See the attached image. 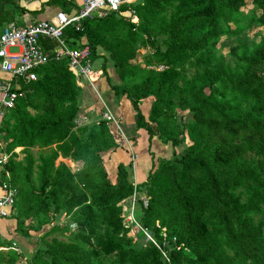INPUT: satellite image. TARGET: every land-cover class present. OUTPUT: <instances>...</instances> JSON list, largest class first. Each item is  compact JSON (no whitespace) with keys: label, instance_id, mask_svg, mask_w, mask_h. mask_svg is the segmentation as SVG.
Listing matches in <instances>:
<instances>
[{"label":"trees","instance_id":"trees-1","mask_svg":"<svg viewBox=\"0 0 264 264\" xmlns=\"http://www.w3.org/2000/svg\"><path fill=\"white\" fill-rule=\"evenodd\" d=\"M19 1L0 0V27L13 21L15 10L25 12ZM56 1L71 12L66 0L48 3ZM251 4L254 15L242 18L248 0H137L124 9L134 10L138 24L111 12L65 30L71 47L85 38L93 62L100 55L112 60L120 82L105 65L103 74L118 97L130 100L136 130L148 132L152 167L135 184L121 163L116 182L110 181L101 152L117 143L108 120L90 128L86 139L78 136L76 76L68 59L52 52L36 80L22 81L15 106L2 108L0 123V144L9 154L5 169L17 191L11 214L16 232L30 237L32 230L51 227L30 259L0 236V264H264V38L242 54L232 49L236 68L214 54L222 38L253 25L264 28V0ZM145 35L155 52L140 63L136 43ZM44 45L53 50L55 42ZM191 59L203 70L189 76ZM150 97L147 117L141 104ZM186 109L190 118L181 123L178 110ZM186 136L191 144L179 155ZM154 137L171 145L174 158L155 164ZM135 193L147 197L142 227L160 242L163 232L170 238L163 262L154 243L134 253L123 242L92 238L103 229L100 237H108L110 226L126 221ZM61 212L65 224H53ZM72 224L77 230L62 239Z\"/></svg>","mask_w":264,"mask_h":264},{"label":"built area","instance_id":"built-area-1","mask_svg":"<svg viewBox=\"0 0 264 264\" xmlns=\"http://www.w3.org/2000/svg\"><path fill=\"white\" fill-rule=\"evenodd\" d=\"M137 0H83L81 5L71 11H58L53 17L41 19L27 26H18L9 23L0 27V107L13 108L20 95L22 81H34L37 79V69L47 64L53 52L60 60L68 59L70 70L76 76L78 85L83 82L93 84V61L89 45L85 38L77 41L76 47H71L64 37L65 30L74 26L80 29L84 19L94 16L103 17L114 12L126 17L138 24L139 18L134 10L124 9L126 5L135 3ZM55 42L53 50H48L45 43ZM107 120L116 119L110 112L105 113ZM9 161V154L3 150L0 144V217H11L16 200V189L10 183V172L5 169ZM136 184V183H135ZM146 197V196H145ZM140 199L143 200L142 196ZM137 201L134 194L133 204ZM135 207V205H134ZM134 207L131 214L126 218V223H137L142 231L159 248L161 245L155 237L137 222ZM167 257V256H166ZM168 258V257H167Z\"/></svg>","mask_w":264,"mask_h":264},{"label":"crops","instance_id":"crops-1","mask_svg":"<svg viewBox=\"0 0 264 264\" xmlns=\"http://www.w3.org/2000/svg\"><path fill=\"white\" fill-rule=\"evenodd\" d=\"M49 1L20 0L18 2L19 6L24 8L25 12L20 9L15 10L14 19L11 22L18 26H27L41 19L51 18L58 11H64L63 8L66 4L63 5V3L57 1L48 3ZM82 2L83 0H66L67 6L71 7V11L77 9ZM42 8L43 10L38 14L32 12ZM108 71L113 82L119 83L120 80L116 72L114 70L111 71L110 68ZM93 80V84L84 81L83 84L78 85L80 100L75 130L81 139H86L88 136L87 131L101 121L107 120L105 113L110 112L117 123L113 120H108L107 125L117 146L101 152L108 177L111 182H116L117 168L122 163L127 167L134 183H143L148 178L153 161L149 150L148 132L145 129L136 130L135 111L130 100L126 95L118 97L115 94L102 69L99 68L95 71ZM151 105L152 99L146 98L142 101L141 109L147 117ZM2 115L3 109L0 107V123ZM171 149V145L162 143L158 137H154L151 141V151L156 157H154L155 163L159 158H169ZM131 163L134 168L133 171L131 170ZM54 218V221L52 218V223H59L62 220L66 221L67 215L61 212L56 214ZM16 226V219L0 217V236L4 240L12 242L16 249L22 252L27 259H30L36 248L43 246V243L39 241L40 237L50 229L51 224H45L38 231L32 230L30 237L18 234Z\"/></svg>","mask_w":264,"mask_h":264},{"label":"rangeland","instance_id":"rangeland-1","mask_svg":"<svg viewBox=\"0 0 264 264\" xmlns=\"http://www.w3.org/2000/svg\"><path fill=\"white\" fill-rule=\"evenodd\" d=\"M252 4H251V0H248V5H246L243 10H242V18H248V17H252L254 15V9L252 8ZM126 35H122V39H125ZM162 36L157 37V40L159 42L162 41ZM264 38V28H262L259 25H253L252 27H250L249 29H247L242 35H235V36H231V37H224L222 38L221 42L214 47V54L216 55V57L218 58H225L226 62L231 63L233 65L234 68H236V64H235V57L231 54L232 49H237V52L239 54H242L243 52H245L247 50V48L252 49L254 48L256 45L260 44L262 42ZM136 50H137V56H138V61L140 63H143V61L145 60V58L147 56L152 55L155 52V49L153 47L150 46V43L148 41V35L143 36L141 39H139L136 43ZM100 54H105L104 58L107 56H109V54L107 52H104L102 49H100ZM100 55L98 58H94V63H93V70H97V69H102L103 65L107 66L108 69L110 68L111 71H115L114 66H113V62L111 59H107L104 60ZM185 72L189 75L192 76L197 70H203L202 67H199L198 62L196 61V59H191L187 65L185 66ZM149 68L152 69H163V65H155L152 64L149 66ZM147 99H152V101L154 100V98L150 97ZM177 120L181 123L187 121L190 118V112L188 109L186 110H178V114H177ZM191 144V141L189 140L188 136H186V140L185 142L179 146L176 150V152L181 155L182 152L185 150V148H187L189 145ZM177 154V155H178ZM173 149H171V153H170V157H173ZM155 157V156H154ZM156 158V157H155ZM158 160L156 161L155 164L158 163ZM131 170L133 171L134 168L133 166H131ZM143 198V200L140 199V196L137 195V201H135V204L132 203V207L131 209H133L134 205V214H135V218L137 219V222L141 225V216H142V211L141 207H142V201H146L145 197V193L140 194ZM141 200V201H140ZM123 209H125V205L122 206V212ZM130 209V211H131ZM139 214V217H137L136 215ZM131 214V213H130ZM55 217V216H54ZM53 217V221L54 218ZM53 224H57V225H64L65 224V220L60 221L59 223H53ZM158 224V223H157ZM118 223H114L111 227V229L109 230L108 237H100L101 235H104L105 232H107V230L103 229L101 233H98V235H94L92 238L96 243H104L103 240H106L107 238L112 239L113 241L117 242H123L124 244H126L130 250H132L134 253L136 251H140L141 249H148L149 245H151L153 242L148 239V236L142 231V229L139 227V225L137 223H133L130 225L129 228L128 224L126 223V221L122 222V225L120 227H118ZM127 226V227H126ZM72 227L74 228L73 230H70L66 233H61V235H59L62 239L63 238H68L71 235V231L77 230V228L75 229L76 225L72 224ZM127 230V231H126ZM128 232V233H126ZM152 235L153 233L151 231H149ZM164 234V238L165 241L164 242H160L161 240H158L156 237V241L161 245V247L159 248L157 245H154L158 247L160 253H161V261L163 262L164 260H167L168 258L166 257L170 254V250H171V244L169 242L170 238L167 236V233L163 232ZM107 243V242H105ZM151 243V244H150ZM173 247V246H172ZM120 249V248H119ZM129 264V263H127ZM237 264V263H234Z\"/></svg>","mask_w":264,"mask_h":264}]
</instances>
